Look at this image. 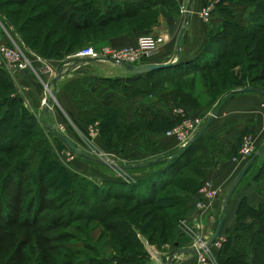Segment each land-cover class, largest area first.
Returning <instances> with one entry per match:
<instances>
[{
  "label": "rangeland",
  "instance_id": "374dc122",
  "mask_svg": "<svg viewBox=\"0 0 264 264\" xmlns=\"http://www.w3.org/2000/svg\"><path fill=\"white\" fill-rule=\"evenodd\" d=\"M203 1L205 4L200 10V16L206 20L207 23L216 20L217 17L215 15L219 14V16L225 19L232 21L239 19L240 22L246 23V21H243L245 18L248 21L246 25H248L250 22L249 17L253 15V6L244 0ZM32 3L33 0L26 5V9H28ZM98 3V5L101 4L104 6L105 1L99 0ZM160 3L161 4L155 10L146 15L137 17L138 19L132 18L112 23L111 27L107 29L98 28L96 30H84L80 33V37H77V45L73 47V51L69 55L65 54V58L52 57L53 60L56 61L54 63L57 64L62 59H66L68 56L70 57L90 46L95 47L97 50H101L105 47L120 49L122 47L113 46L110 44V41L122 34L128 35L138 33L142 35L143 33H149L148 31L152 30L154 26L160 25L159 23L162 22H164L162 34L166 37V43L169 41L174 43V40L178 36V31L184 24L183 16L186 10V2L185 0H160ZM207 6L213 7L208 20L201 14L203 8ZM17 7L18 6L15 5H9L6 8L0 7V21L4 25L0 23V35L6 37V39H8L6 35V33L9 32L8 30L12 33L16 31L15 28L18 30L22 23L23 16L8 14L14 26L10 21L7 23L3 12L15 11ZM217 11H219V13H217ZM262 13H264V11ZM257 18L258 14L255 12V21L258 20ZM21 35L25 37L27 34L21 33ZM15 36L19 42L22 41L18 32ZM188 37L189 35L186 31L182 38L185 44H188ZM260 38L264 42V34L261 35ZM263 42H240L229 50L230 52L222 61L220 69L217 68L202 73L196 72L194 74L187 73L184 77L182 75L181 81L167 82V80L170 79L169 77L174 75H172V72L155 75L153 80L159 79L163 85L162 89L155 87L152 88L150 92L138 94L129 100L125 106L110 108L108 111H105L102 116L98 115L93 119L90 118V121L82 120L80 116L82 122L80 121V123L76 125L68 123L73 132V134L70 133L72 141L86 152L99 158L103 156L110 164L126 166L135 161H148L157 158L159 154L165 153L167 150L182 144L184 139H180V133H178L176 129L181 126L184 133L188 132L184 124L188 121V116L196 115L202 118L199 114H196V111L208 110V108H210L208 113L204 115L205 118H203V121L206 122L211 113L224 101V96H227L229 91L245 85L257 84L264 86V56L262 58V53H260V56L254 55L251 57L249 49H245L248 45L250 47L251 45H259V43ZM26 53L34 60V68L40 73L38 66L42 64L45 65L48 59L38 54L35 50L29 51V49H26ZM51 53L55 55L53 52ZM46 54L47 52L45 55ZM154 54L150 57H144L141 63H155L158 57ZM38 57L43 58L40 60ZM106 63L107 61L103 62V65L86 63V65L75 72L69 73V76L66 78H71V76H75L76 74H79V76L82 75V77H84L83 79H88V81H84V85L82 86L84 90L93 85L99 86L97 87L96 95L102 99V104L108 105L112 99L113 90L109 87L110 84L102 82L100 78L125 77L113 75L117 73L111 68L110 64ZM90 72L94 73L95 77L85 78ZM261 78H263V80H261ZM4 79H6L4 74H0V80ZM254 80L255 82L253 83L252 81ZM118 87H120V84ZM179 87H183L182 89L184 90L182 91L191 93L197 106L196 108L184 102V100H186L184 94H175L177 98L176 101L172 99L171 95H168L173 88ZM44 90V97H46L49 93L47 92L45 84ZM1 93L10 95V97L11 95H18L9 90H1ZM222 94L223 96L216 102V105L212 106ZM19 96L23 97L21 95ZM81 96L89 105L83 110L96 107L92 101H90L92 104L88 103L89 97H87V95L82 94ZM80 106L84 107V105L81 104ZM147 106L160 107L159 110L163 112H165L163 109H168L170 120H166L163 116H159L156 119H153V117L141 118L140 113L145 111L146 108L143 107ZM112 114L116 115L115 121L119 123L117 122L118 124L114 127H109L110 129H107L105 126V132H103L102 123L106 122L107 119L113 120L109 118ZM39 120L41 121L40 118ZM45 123L49 126L50 124L53 125L54 121L53 119H48ZM37 126L38 127L35 128L36 131L40 132V134L48 140L46 145H49V150L52 154V157L48 159V163L50 162L49 166L53 165L56 167V165H58L61 167L55 168L47 178V181H49V179H54L52 184L58 188L57 191L54 193L51 192L50 195L60 194L61 197L59 196V200H62L64 203L65 200H67L68 204L66 208L64 207L60 210L56 208L44 210L39 218V225L35 228H25L15 225L11 228L10 231H12V233L10 235L7 234L8 232L0 230V239L3 237L10 240L8 250L3 247L6 244L2 241L0 242V247L3 248L0 264L7 262L9 264H107L109 262L105 263L101 259H115L117 256L123 255V247L126 248L128 253H136L139 258L135 259L140 264H167L168 257L173 252L188 247V243H190V247H192L194 242L200 238H203V242L207 243L213 235V230L217 226L221 216L220 209L217 211L213 227L205 237L202 235L206 224L201 220L198 221V216L195 215L197 209L203 208L198 206V201L202 199L199 190L208 181L209 168L222 160H228V158H241L244 159L245 162H249V160L257 155L263 148L252 147L253 151L251 154H244L241 147L243 141L242 137L239 147H234L233 150L226 152L223 147H220L215 135L208 129L200 137L199 141L177 160L176 164H165L155 168H133L122 172L119 167L117 169V167L115 168L111 165L98 164L78 156L67 145L60 141L54 133H48L42 124L38 123ZM69 126L66 127L67 131H70V129H68ZM62 128L65 130V126ZM63 129L60 128L61 131ZM105 135L112 136L111 142L106 140ZM165 140H167V142H164ZM123 147H125V149H123ZM0 156L8 160L10 159L11 161L16 159L15 156H10L5 153H0ZM263 162L264 153L257 155L251 168L233 192L227 212V222L224 226L226 230L225 234L221 233L216 240L221 243V246L215 243L211 246L212 253L216 256L217 261L219 255V252L217 254L218 249H221L223 243L229 238H226V235L228 233H233L236 224L241 222L246 224L253 222L251 217L239 218L238 210L240 209L241 212L245 214L248 211L247 203L258 206L260 203L264 202V172H262L261 168ZM164 167L166 168L165 176L170 177L173 182L166 185L161 191L149 189L148 196H143L149 198H145L146 202L153 201L154 199V204L143 206L140 205L142 200L137 202L136 200L111 199L113 192L125 193L126 195H133L135 192L139 194L146 192L147 190L144 189V186L134 188V185L138 182L137 179L142 175H147L148 173ZM2 172L5 174L6 169L3 168ZM1 174L2 173H0V181L4 176ZM115 182L131 185V191H129L130 187H122L121 184ZM230 187L225 191L226 195ZM10 188H12V186ZM107 190L108 194L106 195ZM63 192L65 194L68 192L69 196H64ZM195 193L198 194L197 198ZM162 195L175 196L176 204L162 209L156 203L158 197ZM140 198L142 199V197ZM106 200L109 205L113 203H126L128 208L132 206L137 207L133 216H127V218H125L137 227H140L141 221L144 223L149 219L143 217L145 212H154V216L158 219L159 223L166 227L165 237L160 238L158 233L155 236V243H149L150 235L154 230L152 226L146 229L137 228L136 231L134 228L133 232L129 233V238L124 239L121 234L109 228L113 226L110 224V220L114 218H108L107 212L101 209L102 207L104 208V202ZM207 200L208 199L204 201L205 204ZM62 201L60 203H62ZM69 207H72L71 209L76 211L78 220L72 218V220L70 219L60 225L57 224L58 226L55 228H50L53 224L52 220L56 215L58 216V213L64 211V209L67 211ZM233 224H235V226L231 231L230 229ZM39 227H41L43 231H38L37 228ZM210 232L212 233L211 235L209 234ZM208 234L210 235L209 237H207ZM20 240L23 241L19 243L18 241ZM134 240L138 242L139 246L132 244V242L135 243ZM176 243L178 245H175ZM16 247H19L20 253H17L14 257L12 255ZM22 252L24 253L23 258ZM195 257L196 261L197 256L195 255ZM22 259H24V261ZM176 259L177 258H174V264L177 261ZM218 263L224 264L220 261H218Z\"/></svg>",
  "mask_w": 264,
  "mask_h": 264
},
{
  "label": "trees",
  "instance_id": "16d2710c",
  "mask_svg": "<svg viewBox=\"0 0 264 264\" xmlns=\"http://www.w3.org/2000/svg\"><path fill=\"white\" fill-rule=\"evenodd\" d=\"M30 1L31 0H1L0 4L5 8L9 5L18 6L15 11L3 12L7 22L9 23L10 21L11 24H13L8 14L23 16L22 23L18 30L15 28L16 33L18 32V34H20L22 41L30 51L35 50L46 59H53L52 57L65 58V54L69 55L73 51V47L77 45V37H80V33L84 30L110 28L112 23L146 15L161 4L160 0H140L136 2H125L124 4L109 5L107 8H103L98 5L99 0H33L31 6L26 9V5ZM244 1L253 6V15L250 16L249 24L241 26L235 21L225 19L221 32L210 35L203 52L195 59L187 62H178L166 68L141 74L128 73V76L125 78L101 77L100 80L106 84H110L109 87L113 90L112 99L108 105L99 102L89 87L84 90L82 86L84 85V81H88V79H83V77L74 79V97L79 106L80 104L84 105V107L80 106V116L82 120L90 121L98 115L102 116V114L110 108L123 107L134 96L144 92H150L152 88L156 87L162 89V82L159 79L153 80L154 76L157 74L172 72V75H174L170 76L167 82L181 81L182 75L184 77L187 73L194 74L196 72L202 73L217 68L220 69L222 61L230 52L229 50L240 42H263L260 37L264 34V13H262L264 11V0ZM255 12L258 14L257 21L254 19ZM21 33L27 35L24 37ZM251 46L249 47L248 45V47L245 48L249 49L250 56H260V53H262L261 57L263 58L264 42L259 43V45L256 44ZM46 52L47 54L45 55ZM0 74H4L6 78L0 80V153L16 157L14 161H11L10 159L8 160L0 156V173L4 175L0 181V230L8 232L7 234L10 235L12 233L10 230L15 225L25 228H35L39 225V218L44 210L54 208L60 210L64 207L66 208L68 201L65 200L64 203L61 200L62 203H60V194L50 195L51 192L54 193L58 188L52 184L54 179H49V181H47V178L55 168L61 167L58 165H56V167L53 165L49 166L50 162L48 163V159L52 157V154L49 150V145H46L48 140L46 137H43L40 132L36 131L35 128L38 127L37 124L39 123L45 127L48 133L54 132L46 125L45 119V121L42 119L40 121L39 118L25 106L23 97L16 94L10 97V95L1 93V90H9L16 93V87L5 69L0 68ZM261 80H263V78H261ZM252 82L254 83L255 80ZM119 84L120 87H118ZM247 86H259L264 89V86L257 84ZM241 87H246V85ZM182 88L183 87L173 88L168 95H171L172 99L176 101L177 98L175 94H184L186 98L184 102L196 108L197 106L191 93L182 91L184 90ZM231 91L227 93L228 95L225 97L224 101L228 98ZM82 94L87 95V97H89L88 103L92 104L90 103V101H92L96 107L83 110L89 105L84 101V98H82ZM219 107L216 108V111ZM142 112L140 113L141 118H146L147 116ZM159 116H163L168 121L170 120L169 116L162 110L157 111V113L153 115V119ZM109 118L113 120L107 119L106 122L102 123L103 132H105L106 127L110 129L109 127H114L119 123L115 121V114H112ZM54 135L62 141L55 133ZM105 136L106 140L111 142L112 136ZM199 139L200 138L177 156L144 168H155L165 164H176L177 160L193 147ZM123 149H125V147H123ZM3 168L6 169L5 174L2 172ZM261 168L262 172H264V162ZM165 174L166 168L164 167L148 173L147 175H142L134 185V188L144 186V189L147 190L146 192L142 194L135 192L133 195L113 192L111 199L136 200L137 202L142 200L140 205L143 206L154 204V199L153 201L146 202V199L149 198L143 196H148L149 189L161 191L166 185L172 183V179L165 176ZM118 184H121L122 187H130L129 191H131V185H126L125 183ZM11 186L12 188H10ZM63 194L64 196H69L68 192L66 194L63 192ZM107 194L108 190L106 192V195ZM140 197H142V199ZM156 203L159 207L164 209L171 205H175L176 197L173 195H162L158 197ZM247 206V213L244 214L239 209L238 216L239 218L251 217L253 222L248 224L244 222L236 224L233 233L223 243L219 251L218 261L224 264H264V202L260 203L258 206L247 203ZM71 208L69 207L67 211L64 209V211L58 213V216L56 215L52 220L53 224L50 228H55L58 226L57 224L60 225L70 219L72 220V218L78 220L76 211ZM101 209L107 212L108 218H114L110 220V224L113 226L109 228L121 234L124 239L129 238V233L133 232L134 228L136 231L137 228L146 229L152 226L154 230L150 235L149 243H155V236L158 233L160 238H164L166 235V227L159 223L152 211L143 214L144 218L149 219L144 223L141 221L140 227H137L135 224L125 219L127 216H133L137 207L132 206L128 208L126 203H113L109 205L106 200L104 202V208L102 207ZM37 229L38 231H43L41 227ZM23 240L18 242L20 243ZM1 241L6 244L3 247L8 250L10 240L2 237V239H0V242ZM134 242L135 243L132 242L133 245H138L136 240H134ZM122 251L124 254L117 256L115 259L103 258L101 260L105 263L109 262L107 264H140L135 259L139 258L136 253H128L124 247ZM1 252H3L2 247H0V259ZM17 253H20L19 247H16L12 256L15 257ZM21 254L23 258L24 253L22 252ZM22 260L24 261V259Z\"/></svg>",
  "mask_w": 264,
  "mask_h": 264
},
{
  "label": "crops",
  "instance_id": "0c3cea01",
  "mask_svg": "<svg viewBox=\"0 0 264 264\" xmlns=\"http://www.w3.org/2000/svg\"><path fill=\"white\" fill-rule=\"evenodd\" d=\"M104 1H105L104 6L101 4L99 6L103 8H107L109 5L124 4L125 2H136L140 0H104ZM185 2L187 9L188 0H185ZM204 4L205 3L203 0H193L192 14L189 23L187 24L186 27V31L188 32L189 35L188 44H185L182 41L178 62H182V61L187 62L198 57L203 52L210 35L218 34L222 30V25L225 18L219 16V14L215 15L217 18L216 20L213 21L211 20L212 21L211 23H207V21L200 16V10L204 6ZM217 13H219V11H217ZM185 19H186V10L183 16L184 24L181 26V28L185 25ZM243 21H246V23L248 22L247 19L245 18L243 19ZM235 22H237L241 26H246V23L240 22L239 19L235 20ZM163 23L164 22L159 23L160 25L154 26L152 30L148 32L163 33L162 30ZM140 35L141 34L138 33L128 34V35L122 34L112 39L110 41V44L116 47L136 46L138 42V37ZM176 40L177 37L174 40V43L172 41H169L168 43H165L160 47V49L154 54L156 57H158L155 63H165L172 60L175 57ZM64 60L65 59H62L59 63L55 64L54 63L56 62L55 60L48 59L46 64H49L53 68L55 67L57 68ZM103 62L105 61H96L88 64L103 65ZM106 64H110L111 68L117 73L113 75L122 76V77L128 76V72L124 67L114 65L113 63L110 62H107ZM45 65L42 64L38 66V70L40 71V73L35 70L33 71L31 70L28 72H26L25 70L24 71L15 70L13 72H9V75L16 87V91H17L16 93L18 95L23 96L25 106L33 113H35L36 117L40 119H46V120L53 119L54 121L53 125L56 126L59 131H61L60 127L65 126V130L61 128L63 129L61 132L66 134L72 140L70 133L73 134V132L70 129L69 124L76 125L81 121L80 106L73 94L74 79L78 77H82V75L79 76V74H76L75 76H71V78H66L67 76H69V74H67L59 79L57 89H55L56 95L52 108L53 111L51 114H46L42 104V100L44 98V91H45L44 84L52 86L51 83L53 78L55 77V74L48 71ZM84 65L86 64H82L75 67V69H73L70 73L75 72ZM89 77L94 78L95 77L94 73L91 72L88 73L85 78H89ZM97 87L98 86L93 85L92 87H89V89L94 93L96 99L99 102H101L102 99L96 95ZM231 92L227 98L228 101L226 105L218 113V115L215 117L214 121L211 123L208 129L211 130L212 134L215 135L220 147H223V149L226 152L233 150L234 147H239L242 137H244L245 135L252 136L254 147H263L264 146V94L257 91L237 92V93H231ZM222 96L223 94L215 101V103L212 106H215L216 102ZM225 97L226 95L224 96V98ZM143 108H146V110L143 111L142 113L149 118H152L153 115L157 113V111H159L160 109V107L156 108V107H148V106ZM163 110L169 116V110L166 108ZM209 110L210 108H208V110H198L196 111V114H199V116H201L203 119L205 118L204 115H206ZM66 125L69 126L68 129H70V131H67ZM164 142H167V140H165ZM178 148L179 146H175L174 148L167 150L165 153L159 154L158 157H162L173 151H177ZM244 162H245L244 159L241 158L238 159L228 158V160H222L216 163L215 165H213L211 168H209L208 181L211 182L213 187L217 190V195L210 200L208 199L203 208L197 209L196 212L194 211L196 213L195 215L198 216L197 217L198 221L201 220L206 224V225L204 224L206 227L204 226L205 229H203V235H202L203 237H205V235H207V233L213 227L215 218L217 216V211L220 209V212L222 213L223 203L226 197L225 191L228 190L233 180L240 173L243 167L248 163V162L245 163ZM138 180L139 179H137V181ZM197 195L198 194L195 193L196 198ZM230 202L228 204V208ZM228 208L226 211L224 226L227 222L226 219H227ZM235 218H236V213H235ZM235 224L232 225L230 229L231 231L235 226ZM224 226L221 232L223 234H225L226 231ZM215 229L213 231H215ZM209 234L211 235L212 233L210 232ZM209 234L207 237L210 236ZM229 234L230 233L226 235V238H228L231 235ZM188 247L181 248L183 250L188 251L185 253L182 252L181 249H179V252L176 254V256L177 255L178 256L174 257L177 258L175 264H195L196 257L195 254H193L194 252L192 251V248H190V243H188ZM219 251L220 248L218 249L217 254ZM174 258L172 260V264H174Z\"/></svg>",
  "mask_w": 264,
  "mask_h": 264
},
{
  "label": "built area",
  "instance_id": "2783aa9c",
  "mask_svg": "<svg viewBox=\"0 0 264 264\" xmlns=\"http://www.w3.org/2000/svg\"><path fill=\"white\" fill-rule=\"evenodd\" d=\"M212 9V6L203 8L201 14L205 19H209ZM0 23L2 24L1 21ZM8 31L9 32L6 31L8 39L0 35V68H3L8 72H13L15 70L24 71L26 69H28L29 71L35 70L33 65L34 60L26 53V49L28 50V48L22 41L19 42L17 40L15 36L17 35L16 31L14 33L10 32V30ZM165 43L166 37L164 34L149 33L139 36L137 45L134 47H122L120 49L105 47L101 50H97L95 47L90 46L80 50L78 53L70 57H90L99 59L98 61H107L110 63H113L112 61H117L126 62L132 65H142L143 63H141V61L144 57H150L155 52H157ZM38 58L42 60L41 57ZM45 67L48 71L52 73L55 72L54 68L49 64H47ZM46 89L49 94L46 95V97H44V99L42 100L43 108L52 95L53 88L51 85H46ZM204 123L205 121H203L202 118L196 115L188 116V121L184 123L188 132L184 133V130L181 128V126L176 129V131L180 133V139H184L182 141V144H180L179 146L184 145L189 139L195 137ZM241 147L244 154L249 155L252 153V147H254V143L251 135H245L243 137ZM101 158L105 159L103 156ZM120 171L123 172L126 170L121 169ZM199 191L202 198L198 201V206L200 207H204V201L206 199H212L217 195V190L209 181H207ZM203 240V238L196 240L192 246L194 247L196 246L195 244H202ZM214 243L221 246V243L218 241H215ZM192 251L197 256L195 264H219L216 256L212 253L211 246L208 247L207 244L201 249H197L196 251L192 249Z\"/></svg>",
  "mask_w": 264,
  "mask_h": 264
},
{
  "label": "water",
  "instance_id": "95a60500",
  "mask_svg": "<svg viewBox=\"0 0 264 264\" xmlns=\"http://www.w3.org/2000/svg\"><path fill=\"white\" fill-rule=\"evenodd\" d=\"M192 3L193 0H188V5H187V9H186V19H185V25L180 29L179 34L177 36V40H176V55L175 57L165 63H145L142 65H132L126 62H117V61H112L115 65L118 66H122L124 67L128 73L131 74H141V73H145L148 71H152V70H158V69H162V68H166L169 66H172L173 64L178 63L179 61V56H180V50H181V42H182V38L183 35L186 31V27L187 24L189 23L191 14H192ZM99 59L96 58H90V57H68L66 58L55 70L56 76L53 78L52 80V95L50 96V98L48 99L47 104L44 107V111L46 114L52 113V105L54 102V98H55V89H57L58 86V81L60 78H62L63 76L69 74L73 69H75V67L82 65V64H86V63H91V62H96ZM26 72H28L29 70L26 69ZM250 91H257L260 92L262 94H264V89L259 87V86H246V87H241L238 89L233 90L231 93H237V92H250ZM228 99H226L221 106L219 107V109L215 112H212L211 115L209 116V118L206 120V122L203 124V126L200 128L198 134L189 139L184 145L179 146L177 151H173L163 157H158L156 159L153 160H148V161H137L134 162L130 165H126V166H121V165H116V164H110L108 163L105 159L99 158L89 152H86L83 148H81L80 146L76 145L66 134H64L63 132L59 131L57 129L56 126L50 124L49 128L57 135L60 137V139L63 141V143L65 145H67L75 154H77L80 157L86 158L88 160H91L93 162H96L98 164H104V165H111L112 167H119L123 170H127L129 168H144V167H150L152 165L158 164L164 160H168L171 159L175 156H177L178 154H180L181 152H183L184 150H186L188 147H190L198 138H200L204 132L209 128V126L211 125V123L214 121L215 117L218 115V113L224 108V106L226 105ZM44 120V119H42ZM45 121V120H44ZM264 153V146L263 148L260 150L259 153H257V155L263 154ZM252 157L249 162L243 167V169L240 171V173L236 176V178L233 180L231 187L224 199V203H223V211L221 213V216L219 218V221L217 223L216 229L213 233V235L210 237L209 241L207 242V246H212L214 244V242L217 240V238L221 235L223 226H224V222H225V218H226V211L228 208V204L230 202V199L233 195V192L235 191V189L238 187V185L240 184V182L242 181V179L244 178L245 174L248 172V170L250 169L251 165L253 164L256 156ZM175 245H178L177 243ZM182 252H188L186 250H181ZM179 252V250L177 252L172 253L169 257H168V263L167 264H172V260L173 258L176 256V254Z\"/></svg>",
  "mask_w": 264,
  "mask_h": 264
},
{
  "label": "bare ground",
  "instance_id": "6f19581e",
  "mask_svg": "<svg viewBox=\"0 0 264 264\" xmlns=\"http://www.w3.org/2000/svg\"><path fill=\"white\" fill-rule=\"evenodd\" d=\"M54 70H56V67L54 68ZM54 74H55V76H56V73L54 72ZM55 99V98H54ZM52 109V108H51ZM51 111H53V109L51 110ZM215 112V111H214ZM49 114H51V113H49ZM163 157V156H162ZM118 169V168H117ZM206 244L207 243H205V242H203L202 241V244H195L196 246H192V247H190V248H192L193 250H197V249H201L202 247H204V246H206Z\"/></svg>",
  "mask_w": 264,
  "mask_h": 264
}]
</instances>
